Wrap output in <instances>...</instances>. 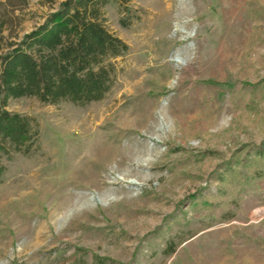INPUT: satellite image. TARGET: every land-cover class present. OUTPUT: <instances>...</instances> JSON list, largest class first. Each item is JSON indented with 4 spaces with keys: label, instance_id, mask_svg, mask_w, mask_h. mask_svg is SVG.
<instances>
[{
    "label": "rangeland",
    "instance_id": "rangeland-1",
    "mask_svg": "<svg viewBox=\"0 0 264 264\" xmlns=\"http://www.w3.org/2000/svg\"><path fill=\"white\" fill-rule=\"evenodd\" d=\"M59 1L0 0L7 33ZM102 12L128 45L103 99L7 102L38 126L0 160V264H264V0Z\"/></svg>",
    "mask_w": 264,
    "mask_h": 264
},
{
    "label": "trees",
    "instance_id": "trees-1",
    "mask_svg": "<svg viewBox=\"0 0 264 264\" xmlns=\"http://www.w3.org/2000/svg\"><path fill=\"white\" fill-rule=\"evenodd\" d=\"M108 1L60 0L43 23L23 35L8 34L12 18L0 13V160L9 149L30 150V133L38 126L34 118L7 110L10 98L87 104L111 90L112 61L128 45L104 23ZM6 171L0 162V183Z\"/></svg>",
    "mask_w": 264,
    "mask_h": 264
},
{
    "label": "bare ground",
    "instance_id": "bare-ground-1",
    "mask_svg": "<svg viewBox=\"0 0 264 264\" xmlns=\"http://www.w3.org/2000/svg\"><path fill=\"white\" fill-rule=\"evenodd\" d=\"M109 153H110L109 149L106 148L101 153L93 152L92 153V158H93V160H96V161H99V162L103 163V162H105L106 160L109 159V157H108Z\"/></svg>",
    "mask_w": 264,
    "mask_h": 264
}]
</instances>
